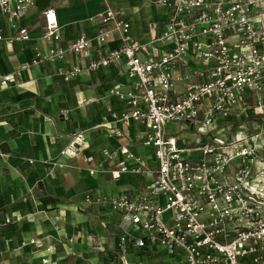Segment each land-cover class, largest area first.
<instances>
[{"label": "built area", "instance_id": "2783aa9c", "mask_svg": "<svg viewBox=\"0 0 264 264\" xmlns=\"http://www.w3.org/2000/svg\"><path fill=\"white\" fill-rule=\"evenodd\" d=\"M102 3L104 8L88 18L98 22L93 35L80 34L67 46L34 47L29 63L56 64L68 53L89 57L96 43L98 57L84 66L58 64L54 73L70 80L111 63L123 68L126 83H113L109 90L127 105L118 120L146 125L142 145L154 149L157 170L120 147L108 156L119 153L133 164L120 160L112 176L131 171L151 177L146 190L87 195L82 204H105L121 213L124 227L144 232L140 238L122 235L123 249L147 242L180 255L175 264H264V125L248 133L237 124L231 136L225 130L241 109L251 114L249 98L263 112L264 0H154L167 10L166 17L146 42L133 38L123 8L112 0ZM33 4L0 0V14L11 29L0 35L6 45L30 38L19 20ZM42 15V37L56 42L60 25L54 8L46 7ZM114 35L118 45L108 47ZM15 80L14 73L3 74L0 87ZM170 123L183 125L191 136L171 134ZM71 139L61 150L64 156H75L84 146L81 132ZM102 169L98 162L88 172Z\"/></svg>", "mask_w": 264, "mask_h": 264}, {"label": "crops", "instance_id": "0c3cea01", "mask_svg": "<svg viewBox=\"0 0 264 264\" xmlns=\"http://www.w3.org/2000/svg\"><path fill=\"white\" fill-rule=\"evenodd\" d=\"M153 1L112 0L125 10L130 33L139 42L164 25L167 10ZM46 7L54 8L60 25L56 42L42 37ZM103 8L102 0H34L19 20L30 38L11 45L0 40V78L9 72L16 78L0 87V264H175L180 257L147 242L123 249L122 235L140 238L144 232L135 225L124 227L121 213L105 204H82L87 195L146 190L151 177L131 171L112 176L120 160L133 164L119 153L108 156L120 147L127 146L157 170L154 149L142 145L146 125L118 120L127 105L109 90L113 83H126L123 68L111 63L70 80L54 73L58 64L84 66L98 57L96 43L89 57L68 53L56 64L29 63L34 47L67 46L80 34L93 35L98 22L88 18ZM10 33L0 14V35ZM117 45L114 35L107 46ZM76 132L83 134V148L75 156L62 155ZM98 162L103 169L90 174Z\"/></svg>", "mask_w": 264, "mask_h": 264}, {"label": "rangeland", "instance_id": "374dc122", "mask_svg": "<svg viewBox=\"0 0 264 264\" xmlns=\"http://www.w3.org/2000/svg\"><path fill=\"white\" fill-rule=\"evenodd\" d=\"M249 97H251V96H249ZM248 105H249L248 110H251V114H250V116L247 115V117H248L247 120L242 122V121H239L240 120L239 117H236V119L234 121L233 120L231 121V123H233V124L229 123L228 126L225 127L226 128L225 130L229 132L230 136H231L230 132H232L231 129H233L234 125H235V127H238L239 125L242 124V127L248 133H253V132H255L258 129L259 125H262V124L264 125V106H263V112L259 113L254 108L256 106V101L255 100L249 98L248 99ZM245 109H247V108H245ZM245 109H241L240 112H242L244 114V112L247 111ZM237 124H239V125H237ZM179 126L176 123L175 124L170 123V124H168V126L166 128L173 135L175 133H180L181 132V134H185L188 137L191 136L190 135L191 134L190 130L185 129V127L183 125H181L182 126L181 128Z\"/></svg>", "mask_w": 264, "mask_h": 264}, {"label": "trees", "instance_id": "16d2710c", "mask_svg": "<svg viewBox=\"0 0 264 264\" xmlns=\"http://www.w3.org/2000/svg\"><path fill=\"white\" fill-rule=\"evenodd\" d=\"M247 115H249V113H247V112L244 113V114H241V116H240V120H239V121H245V120H247V118H248ZM249 116H250V115H249ZM234 120H235V119H234ZM234 120H233V121H234Z\"/></svg>", "mask_w": 264, "mask_h": 264}]
</instances>
